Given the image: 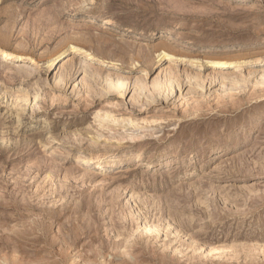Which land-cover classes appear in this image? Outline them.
Instances as JSON below:
<instances>
[{
	"label": "rangeland",
	"instance_id": "obj_1",
	"mask_svg": "<svg viewBox=\"0 0 264 264\" xmlns=\"http://www.w3.org/2000/svg\"><path fill=\"white\" fill-rule=\"evenodd\" d=\"M0 50V264H264V0H0Z\"/></svg>",
	"mask_w": 264,
	"mask_h": 264
},
{
	"label": "bare ground",
	"instance_id": "obj_2",
	"mask_svg": "<svg viewBox=\"0 0 264 264\" xmlns=\"http://www.w3.org/2000/svg\"><path fill=\"white\" fill-rule=\"evenodd\" d=\"M77 51L78 50L75 49L74 47L71 48V53L72 52L73 53H76ZM165 56H166V54L161 51L158 54L157 57L160 58V59H162ZM0 58H1L0 61L1 60H4V62H5V61L12 60L15 63V62H21L22 60H24L25 57L22 56V55H16L14 53H11V52H8V51H5V50H0ZM89 60H90V58H89ZM52 63L53 62H48L46 64V69L51 68V66L53 65ZM211 63H212L213 66H215L214 68H216V69H221V68H223L225 66V63H223V62H216L215 61V62H211ZM101 64L102 65H105L104 63H101ZM78 65H80L81 66L80 68H83V69L84 68H89L88 67V64L86 63V61H83V62L79 61L78 62ZM66 69L67 68H65V70H61L60 73L58 74V76H56V78L54 79V81L56 80L57 83H61V84L66 85L67 84V80L71 77V75L73 76V74L70 75V73ZM173 79H175V78H173ZM173 79L167 80L168 82L166 83V86H163L161 88V89H163V91L165 89L164 92H165V96L166 97H170V95H172V92H173V84H175L177 82L176 80H173ZM104 84L107 85V89H106V87H105V89L108 90V92L111 90L112 92H114V93L116 92L117 95H120V96H124L125 93H126V91H127V89H128L127 88L128 86L126 85V83L124 82V80L122 78H119V77H117L115 79H112V78L109 79V78H107V79H105ZM84 85L85 84L83 83V80H81V79L79 81L76 80V83L73 86V89L76 86L77 87H79V86L81 87V86H84ZM176 85L178 86L179 84L176 83ZM134 89H135V91L136 90H139L140 92L141 91H144V88L142 86H140V85L138 87H135ZM139 91H136V92L138 93ZM77 94H79V92H77ZM179 97H180V94L178 95L177 98H179ZM100 161L101 160H100L99 157H83V158L79 159V162H81V163H85V164H88V165H97V166H100L101 165L102 162L100 163Z\"/></svg>",
	"mask_w": 264,
	"mask_h": 264
}]
</instances>
